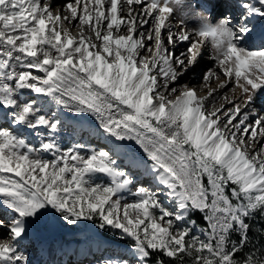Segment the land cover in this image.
I'll use <instances>...</instances> for the list:
<instances>
[{"label": "snow or ice", "instance_id": "6c2138e0", "mask_svg": "<svg viewBox=\"0 0 264 264\" xmlns=\"http://www.w3.org/2000/svg\"><path fill=\"white\" fill-rule=\"evenodd\" d=\"M175 7L0 0V264L85 226L94 264H264V0Z\"/></svg>", "mask_w": 264, "mask_h": 264}, {"label": "rangeland", "instance_id": "374dc122", "mask_svg": "<svg viewBox=\"0 0 264 264\" xmlns=\"http://www.w3.org/2000/svg\"><path fill=\"white\" fill-rule=\"evenodd\" d=\"M59 1H61V4H63V3L66 2V0H59ZM193 1L194 0H182V7H175V11H174V15H173V22L174 23H177L178 24L179 21L181 19H183L185 21V23L187 24V26L189 27V29H195V28L198 27V24H199V21L200 20L198 21V24H197L195 22L194 15H195L196 12L197 13H200L201 10L198 7L197 8H194L191 5V3L193 4ZM195 4H197V3L195 2ZM184 7H186V8L189 7V9H190L189 12L187 10H185L186 8H184ZM185 13H187V15H184ZM200 14L203 15V13H200ZM72 34H73V36H76L77 35V30L76 29L75 30L72 29ZM149 43H151V42H149ZM181 47H183V46H181ZM209 53H210V48H208V47L204 48L203 56L200 58V60H202V59L203 60L202 61H199V63H197L195 65V67H193L190 71H188L187 74L182 77V79H187V80L182 81L179 84H181V85L187 84L189 87H195L197 89L198 94H201V95H203V93L206 92V89H204L202 91L200 86H201V83H202V75L201 74L204 71H206L208 68L213 67V61L209 58ZM192 78H194V79L191 80ZM216 83H217L216 81H213L212 82V86L214 87ZM229 87H231V85ZM224 92H227V94L229 96L232 95V93L229 92L228 89H225ZM225 106L227 107L228 105H225ZM66 115H69V114L66 113ZM68 132L69 133L71 132V129L70 128H69ZM92 143H96V141L93 140ZM143 183L145 185H147L148 181L145 180V181H143ZM128 199H129V202H130L132 198L129 197ZM62 232L63 233H67V235H68V239H67V241H65L66 243H68V240H70V239H74L75 241H79V240H82V239L86 240V238H88L89 239V240H87L88 241L87 242L88 244L85 242V246L86 247H85V250L84 251H88V250L91 251V248L93 246V243H96L98 245L100 244L99 246H101L102 251L104 250V243L105 242H108V243H121L120 241L114 242V241H116L115 238L113 236L109 235L108 233L107 234L110 237V240L111 241L106 240L104 242L99 237H97L91 230H84V229H82V230H77V231H62ZM99 241H101V242H99ZM91 244H92V246H91ZM64 245H65V243H64ZM81 245H82V243H81ZM50 248L52 250V255H53L55 253V249L56 248H55L54 245H51ZM38 255H39L38 253L37 254H34L33 259L36 260V258H37ZM68 255L69 256L66 257V258H68L67 259L68 260V264H94V261L96 259H98L101 254H98V255L94 256V258H92L93 255L85 256L81 260L80 259H77L76 260L74 258L73 259H69V257L70 258L73 257V253L68 254ZM40 260H41V258H40ZM72 260H76V261H72ZM57 261L60 262V264H65V262H66V260L64 259V257H58L56 259H53V261L51 260L50 261V264H56Z\"/></svg>", "mask_w": 264, "mask_h": 264}, {"label": "bare ground", "instance_id": "6f19581e", "mask_svg": "<svg viewBox=\"0 0 264 264\" xmlns=\"http://www.w3.org/2000/svg\"><path fill=\"white\" fill-rule=\"evenodd\" d=\"M56 3L61 4V1L57 0ZM184 8H186V7H184ZM185 10H187L189 12L190 9L188 7ZM180 50H181L180 48H177L176 52L179 53ZM202 60H200V61H202ZM193 79L194 78H192L191 80H193ZM185 80H187V79H182L181 78L179 83L182 82V81H185ZM67 239H68L67 233H63V232H58V233L52 235L51 237H49L45 241V243H46V245L48 247H51V245H54L55 248H56L55 249V253L53 255H52V253H51V255H49V254L41 255L40 254V256L38 258V261H40V262L42 261L43 263H45V262H48L49 260L51 261V260L56 259L58 257H64V259L67 262L68 258H66V257L69 256L68 253H73V258L74 259H80V260L83 257H85V256L93 255V257H94V256H96L98 254H101L102 248H101V246H99L100 244L98 245L96 243H93V246L91 244V246H92L91 251H89V250L88 251H84L85 247H86L85 246V242L86 243L88 242L87 241V240H89L88 238H86V240L82 239V240H79V241H75L74 239H70V240H68V243H66L65 241H67ZM64 243H65V245H64ZM81 243H82V245H81ZM40 258H41V260H40ZM73 258L69 257V259H73ZM50 261H49V264H50Z\"/></svg>", "mask_w": 264, "mask_h": 264}, {"label": "trees", "instance_id": "16d2710c", "mask_svg": "<svg viewBox=\"0 0 264 264\" xmlns=\"http://www.w3.org/2000/svg\"><path fill=\"white\" fill-rule=\"evenodd\" d=\"M194 218L197 219L198 223L201 222L200 217H199L198 214H197ZM255 227H256V228H259L260 225H259V224H256ZM85 228H87V226H85ZM93 231H94L95 234H97V235H99V236H102V237H104V238H107V235H106L104 232H101L99 229H95V230H93ZM108 238H109V237H108Z\"/></svg>", "mask_w": 264, "mask_h": 264}]
</instances>
